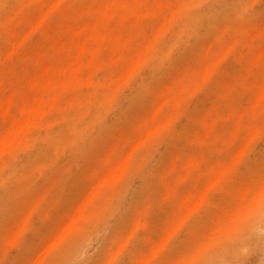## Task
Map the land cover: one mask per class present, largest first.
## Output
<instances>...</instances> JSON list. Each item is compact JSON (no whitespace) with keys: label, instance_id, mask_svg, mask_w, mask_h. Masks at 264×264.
Here are the masks:
<instances>
[{"label":"bare ground","instance_id":"obj_1","mask_svg":"<svg viewBox=\"0 0 264 264\" xmlns=\"http://www.w3.org/2000/svg\"><path fill=\"white\" fill-rule=\"evenodd\" d=\"M73 1L76 9L66 18L61 41L46 52L47 59L54 62L35 72L38 57H27L23 85L33 96L22 101L11 72L20 62L19 49L27 37L40 33V23L51 17L64 0H51L38 11L39 0H0V37L4 35L2 39L11 44L9 54L0 56V218L9 212L13 187L14 195L20 194L16 182L26 167H46L48 148L52 159L66 151L81 152L115 112L123 94L133 90L134 99L144 96L183 54H201L193 70L181 72L160 92L154 110L138 125V142L144 145L160 133H169V123L181 112L184 99L193 95L200 83L212 82L214 73L233 56L242 74L228 87L226 98L238 91V96L249 95L248 102L239 104L235 98L230 99L231 104L205 124L202 153L171 161L173 165L162 179L165 200L171 204L164 236L154 241V250L149 254L136 257L134 245L126 254L134 258V264H249L251 260V264H264V178L260 184L253 182L244 189L232 207L220 210L210 233L192 249L186 248L180 259L171 262L168 257L174 235L191 226L199 228L201 213L215 210L216 193H234L246 147L236 155L227 154L233 152L243 133H258L264 125V24L256 34L244 31L228 42L225 34L216 36L222 24L256 19L255 3L264 0ZM16 3L23 10L35 9L36 19L27 36L8 39L7 20ZM17 20L21 19L17 16L13 22ZM133 25H140L141 30L137 37L130 38ZM147 34L149 38L141 40ZM214 37L219 48L200 53L201 42ZM13 111L17 120L11 116ZM221 122L231 123L232 129L221 128ZM131 151L125 140L115 147L96 173L94 189L75 210L67 229L93 213L95 200L123 177ZM149 168L141 174L145 178L142 189L125 196L124 212L112 227L114 231L122 232L128 222L143 229L149 227L147 216L153 204L148 202L140 209L137 205L149 188ZM190 182L198 185L185 190L183 186ZM111 229L109 242L116 234ZM121 232L118 253L131 240H124ZM82 245L83 240L64 254L60 264H85ZM94 259L88 264H94Z\"/></svg>","mask_w":264,"mask_h":264},{"label":"rangeland","instance_id":"obj_2","mask_svg":"<svg viewBox=\"0 0 264 264\" xmlns=\"http://www.w3.org/2000/svg\"><path fill=\"white\" fill-rule=\"evenodd\" d=\"M50 1L39 0L36 11L46 8ZM73 2L64 0L51 17L40 23V33L27 37L26 43L20 47L18 52L20 62L11 72L17 83L16 93L22 101H27L33 96L31 90L23 85L27 72V57H38L35 72L49 64L51 60L47 59L46 52L53 48V44L61 41L67 23L66 18L76 9ZM255 4L256 19H239L222 24L216 36L225 34L224 38L228 42L244 31L256 34L258 28L264 24V1H257ZM36 11L23 10L20 3L13 5L9 11L11 18L7 20L5 30L7 38L27 36L31 24L36 19ZM17 16L21 20L13 22ZM24 16L25 19H22ZM140 30V25H133L130 29V38L137 37ZM117 34L122 35L120 32ZM3 36L0 37V56L8 55L11 49L10 40L6 42L2 39ZM148 38L147 34L141 40L146 41ZM219 46L220 43L218 44L215 37L205 39L200 44V53L218 49ZM200 55L191 51L183 54L179 63L167 73L160 75L144 96L134 99L133 90L123 94L115 112L108 117L101 131H98L81 152L66 151L64 155L52 159V152L48 148L45 153L50 160L47 158L46 167L40 169L36 166L26 167L16 182V187H21L20 194L14 195L16 188L13 187L9 212L0 218V264H60L64 260V254L82 240L85 264L91 263L94 258V264H110L111 261H114L111 264H134V258L132 260L126 254L132 245L136 247L133 252L136 257L154 250V241L164 236L171 210V204L165 200L166 188L162 182L173 165L171 161L177 157L181 159L198 157L203 151L201 137L205 124L222 112L225 106H229L230 99L235 98L239 104H245L249 100L247 93L238 96V91L236 94L234 92L230 99L226 98L228 87L242 74L241 66L232 56L214 73L212 82L200 83L196 92L184 99L181 112L169 123V133H160L148 143L139 144L138 125L152 113L158 103L160 92L173 84L181 72L193 70ZM14 108L15 106H12L13 110ZM11 116L18 119L15 111ZM219 125L227 131L232 129L229 122H221ZM261 127L258 133H243L233 152L227 154L236 155L241 147H246L239 163L240 176L233 188L234 193L233 191L226 194L216 193L213 200L216 208L214 211L210 210V213H201L203 216L200 218V227L191 226L187 231H179L174 235L168 250L171 262L180 259L186 248L192 249L210 233L220 210L226 206L232 207L234 202H238L244 189L253 182L261 183L264 178V125ZM124 140L129 143L132 151L123 177L95 200L93 213L84 216L78 225L67 229L75 210L94 189L96 173L115 147ZM147 167L152 170L146 176L149 188L144 190L145 193L137 205L140 209L148 202L153 204L154 208L147 216L149 227L143 229L128 222L125 229L119 231L123 234L124 240L126 237H131V240L129 245L118 253L120 232L114 231L112 227L124 212L127 200L125 196L136 189L141 190L144 186L145 178H142L141 174L148 171ZM197 185L190 182L183 187L185 190H193ZM110 229L114 234L116 232L113 242L108 241ZM251 263L253 260L249 262Z\"/></svg>","mask_w":264,"mask_h":264}]
</instances>
